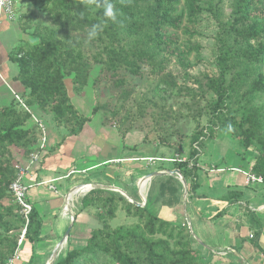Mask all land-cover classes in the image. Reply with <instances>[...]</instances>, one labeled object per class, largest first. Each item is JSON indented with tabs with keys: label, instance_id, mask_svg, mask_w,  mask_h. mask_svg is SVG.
Listing matches in <instances>:
<instances>
[{
	"label": "trees",
	"instance_id": "obj_1",
	"mask_svg": "<svg viewBox=\"0 0 264 264\" xmlns=\"http://www.w3.org/2000/svg\"><path fill=\"white\" fill-rule=\"evenodd\" d=\"M114 3L123 23L108 22L100 36L90 41L97 48L91 57L86 56L82 48L84 39L89 26L102 22L103 17L85 0H47L43 10L51 23L36 22L34 35L38 38L37 43L20 46L10 56L18 65L16 79L26 89L21 97L24 103L32 110L36 107L40 111H48L55 125L65 129L68 136L77 135L91 116L82 115L71 102L65 77L71 76L73 90H79L86 85L93 65H99L96 79L113 77L119 83H122V76L138 74L141 62L147 61L158 67L159 64L154 62L157 53L169 52L178 41L175 34H168V29L188 31L189 24H193L203 10L201 0H184L180 14L176 12L179 0H114ZM235 14L239 23L247 21L248 26L238 29L231 23L226 29L227 35L243 39L242 48H233L223 40L220 45L216 61L219 75L207 81V87L216 96V101L210 105V111L215 115L231 105L225 75L230 70L229 61L233 55L245 56L253 69L264 63V0H238ZM184 18L187 23L183 26ZM137 36L142 38L138 41ZM190 53L188 48L186 54ZM259 89H264V75L260 73L250 90ZM103 105L100 104L101 109L105 107ZM30 119V114L16 99L9 106L0 107V264H7L16 250L19 259L14 264H22V250L26 246L30 251L27 264H32L39 241L42 219L38 209L30 204L31 210L24 216L22 206L16 202L9 188L17 163H13L10 148H24L29 156L37 141L39 129L33 123L29 125ZM219 119L223 122L222 127L231 125L239 131L240 142L245 148H255L256 157L251 171L264 176V138L257 135L255 125L249 118L237 120L232 115ZM204 134L205 129L193 135L191 159L168 161L180 170L186 180L191 173L187 184L189 195L196 186V163L193 159L198 153L193 145H203L200 138L205 139ZM120 135L124 137L126 134ZM189 160L193 161L191 167L188 166ZM170 188L174 194L176 188ZM80 201L81 211L90 208L94 202L101 204L107 218L114 216L116 202H122L126 213L136 217L137 222L113 228L104 216L97 213L100 226L89 232L84 246L59 253L53 264H208L194 246L187 222L175 224L160 217L150 209V195L144 206H140L117 191L96 188L83 195ZM7 216H15L14 221ZM17 225L24 231L20 244V234L14 233Z\"/></svg>",
	"mask_w": 264,
	"mask_h": 264
},
{
	"label": "rangeland",
	"instance_id": "obj_2",
	"mask_svg": "<svg viewBox=\"0 0 264 264\" xmlns=\"http://www.w3.org/2000/svg\"><path fill=\"white\" fill-rule=\"evenodd\" d=\"M237 1L201 0L203 10L197 15L193 24H189L188 31H185L183 28L178 30L168 29V34H175L174 37L178 41L169 52H156L157 55L155 56L154 62L159 64L158 67L150 65L147 61L141 62L140 72L138 74L122 76V83H119L113 77L103 76L100 79H96L99 65H93L86 85L79 90H73L71 76L64 78L71 102L79 108L81 114L86 113L89 116L92 115L93 121L87 126L93 129L96 127H107L110 130H115L119 136L120 134H127L129 132H140L142 134L143 143L146 144V147H144L148 149L143 152L146 156L138 154V158H153V160L148 161H133L134 164L144 167L141 170L142 172L159 171L157 169L160 168L157 166L160 164H171L168 162L171 160L167 161V159L177 157L191 159L189 155L191 153V144L193 143L192 137L196 132L203 131L204 129L206 134L203 136H206V138L203 139V145L199 146L198 154L193 159L195 163L201 155L203 157L207 149H209V154L212 153V156L213 154L216 156L223 155V157L225 155V159L228 156H236L235 159L238 160V156L240 159H246L250 163L255 158V148H245L240 142L239 131L233 126L229 129V125L222 127L223 122L219 117L226 118L232 115L237 120H240L241 117L249 118L251 123L256 127L257 135L260 138H264V89L256 91L250 90L252 82L257 78V74L264 75V63L255 67L256 69H253L245 56L233 55L229 61L230 70L225 75L231 105L228 108H222L216 115L210 111V105L216 101V96L207 87L208 79L216 78L219 75L216 61L220 54L221 43L226 41L233 48L243 47V39L234 37L233 34L227 35L228 32L226 33V29L230 27L231 23L237 25L238 29H244L248 26L247 21L245 23H239L236 18L235 9ZM183 3L184 0H179V4L176 6V12L178 14L183 12ZM37 22L44 24L51 23L45 15L40 17ZM186 23L187 21L184 18L183 26ZM35 24L33 23L31 25L33 27V33L35 31ZM141 38L142 36H137L138 41ZM82 48L88 57H91L93 53L97 52V48L87 40L86 36ZM188 48L191 50L189 55L186 54ZM163 80H167L168 83ZM98 99H100L99 104H97ZM100 104H104L102 107H105L101 109ZM95 105L97 106V110L92 113ZM32 111L45 124L48 136L49 130L57 131L63 135L67 133L65 129L62 127L58 128L55 125L48 111H40L36 107H33ZM113 111L114 113L112 115ZM28 123L29 125L32 124V120L30 119ZM210 132H212L211 136L209 135ZM134 135L138 137L137 134ZM10 149L13 163L27 159L28 155L24 151V148L11 147ZM247 149L251 151V155L245 154ZM204 156L206 158L208 157L207 155ZM155 158L167 159L157 160ZM227 160L229 158L225 161L227 162ZM107 163L108 165H112L122 162L112 161ZM170 166L173 169L176 168L174 164ZM88 172H81L79 175H86ZM186 172L189 173V171ZM69 177L71 175L65 177L63 182H67ZM80 178H76L75 181L82 182L84 180L83 177ZM190 178L191 173L187 180L184 178L186 184H188ZM174 182L183 193L180 178L175 176ZM170 183L172 184V182ZM81 186L84 187V190L81 192L82 195L78 194L76 196V200L73 201L72 210L66 211V216L62 218L60 216L62 215L63 209H69L64 208L63 197L60 198V202L56 203L58 209L54 210V215H52L51 209L48 208L49 215H46L45 220H49V226L52 224V226L54 225V230L56 229L55 235L53 234L55 236L54 243L62 238L65 230L72 223L71 217H74V222L67 241L61 250V254H64L72 248L84 246L89 232L93 228L100 226L97 213L104 216L113 228L137 222L136 217L126 213L125 205L122 202H116L115 214L112 218H107L105 209L101 204L97 205L96 202L90 208L81 211L80 200L83 197V193L91 187L89 185ZM65 190L68 191L67 189ZM127 191L133 196L135 195V191H132L130 188H127ZM70 195L68 194L66 197L67 201ZM188 195L187 191L186 202ZM141 201L139 197L138 202ZM7 218L14 221L15 216H7ZM22 231L23 227L17 225L14 233H19V238H21ZM49 235L52 234L48 233L43 238L48 239ZM54 243L52 242L47 248H43L39 244L38 250L36 251L40 257H37V261L35 260L36 263L34 261L33 263L43 264L49 256ZM46 263L48 264L47 261L44 264Z\"/></svg>",
	"mask_w": 264,
	"mask_h": 264
},
{
	"label": "crops",
	"instance_id": "obj_3",
	"mask_svg": "<svg viewBox=\"0 0 264 264\" xmlns=\"http://www.w3.org/2000/svg\"><path fill=\"white\" fill-rule=\"evenodd\" d=\"M13 3L18 20H9L0 11V107L12 104L14 93L20 97L26 93V89L16 79L18 65L10 56L20 46L37 43L38 38L31 25L45 15L43 8L47 0H13ZM82 115L89 116L86 113ZM90 116L91 120L83 125L77 135L68 136V133L63 135L49 130L48 147L42 162L26 177L28 183H35L67 175L71 170L82 171L95 166L86 170L89 171L86 175L80 176L79 172L72 174L67 182H63V179L56 182L59 193L44 184L34 185L28 190L27 200L38 209L42 219L36 250L39 244L47 248L55 240L56 229L52 224L49 226V220H45L46 215H49L48 208L54 215L60 198L65 199L69 190L72 195L75 188L79 187L76 185L90 183L120 188L135 201L139 197L144 201L146 193L150 195V209L160 217L175 224L188 222L194 246L208 264H264V185H247L244 174L252 167L255 158L249 163L238 156V160L236 156H228L226 162L228 158L225 159V155L212 156L207 149L204 155L208 157L201 155L195 164L196 186L190 191L184 208L183 193L174 182L175 175L154 176L149 181L143 176L150 172H142L144 167L134 164L138 154L146 156L143 152L148 149H145L146 144L140 132H129L122 137L107 127L93 129L87 126L93 121ZM250 152L247 149L245 154L251 155ZM111 159L122 163H104ZM170 165L160 164L157 167L163 171L172 170ZM80 177L84 178L82 182L75 181ZM170 187L176 188L174 194L169 191ZM127 188L135 191V195L128 193ZM66 211L63 209L61 218L67 215ZM48 233L52 235L48 239L43 238ZM29 254V248L24 247L22 264H27ZM37 257L40 256L36 251L34 262ZM46 261L48 257L43 264Z\"/></svg>",
	"mask_w": 264,
	"mask_h": 264
},
{
	"label": "built area",
	"instance_id": "obj_4",
	"mask_svg": "<svg viewBox=\"0 0 264 264\" xmlns=\"http://www.w3.org/2000/svg\"><path fill=\"white\" fill-rule=\"evenodd\" d=\"M0 11L2 13H4L5 16L7 17V19H9V20H15L16 19L13 0H0ZM14 98L30 114L32 123L37 125V127L39 129V134L37 136V141H36L34 150L29 154V156L27 157L26 160L18 161L14 165L16 174H15V177L9 186L10 191L14 196V199L16 200V202H18L22 206L24 216H27V214L31 210V205L27 201L26 195H27L28 190L32 186L38 185V184H44V185H47L48 188L51 189L53 192L59 193L58 186H57L56 182L64 179L65 177H67L69 175L78 174L79 172H85L86 170L91 169L92 167H95V166L89 167V168L84 169L82 171L71 170L68 172L67 175L58 176V177H55L51 180L35 182V183H28L26 181V177H28V175L30 173H32L34 170L37 169L38 165H40L42 162L44 154L46 153V150L48 147V133L46 131L45 124L43 123V121L34 113V111H32V109L30 107H28L24 103L23 99L16 93H14ZM202 139H204V138L201 137L200 140H202ZM193 146L197 151H199L198 143H194ZM155 159L161 160V159H167V158H155ZM135 160H147L148 161V160H153V158H151V157H149V158L148 157L137 158L136 157ZM168 160H171L173 162L174 161L181 162V161H186L187 158H182V157L178 158L177 157L174 159H167V161ZM112 161L115 162V161H117V159H111V160H108L104 163L112 162ZM192 165H193L192 160H189L188 166L191 167ZM244 174H245V182L247 185L256 184V183L264 185V176L257 175L255 173H253L251 171V168H249V171H246ZM81 185H89V184H79L76 186H81ZM90 190H91V188L89 190H87V192H85V193H88ZM85 193H83V195H85ZM64 208H66V206H64ZM22 237H23V234H22L18 244L21 243ZM250 237H252L251 234H250ZM18 259H19V253H18V250H16L14 252L13 256L8 260L7 264H14Z\"/></svg>",
	"mask_w": 264,
	"mask_h": 264
},
{
	"label": "water",
	"instance_id": "obj_5",
	"mask_svg": "<svg viewBox=\"0 0 264 264\" xmlns=\"http://www.w3.org/2000/svg\"><path fill=\"white\" fill-rule=\"evenodd\" d=\"M165 174H169V175H175L177 177L180 178L181 180V184L183 187V205L185 208V204H186V197H187V184H186V180L184 179V177L182 176L180 170L178 168L172 169V170H159V171H153L150 172L146 175H144V178H148V180L150 181V179L154 176H160V175H165ZM89 186H91V189H96V188H102V189H108V190H113V191H117L119 192L121 195H123L126 199H128V201L135 203L136 205H140V206H144L145 202H146V198L143 201L140 197V199L143 201L138 202L133 200L132 198H130L123 190H121L120 188L114 187V186H108V185H98V184H90L88 183ZM76 187V186H75ZM69 192H71V190H69ZM69 192L66 194L65 199H64V204L66 206V208H69L67 211H71V205L69 203V201H67L66 197L68 196ZM71 224L67 227V229L65 230L62 238L54 245V247L52 248L49 256H48V264H53V262L55 261V259L58 257L59 253L61 252L64 244L67 241L68 235L70 233V229L72 227V224L74 222V217H71ZM24 233V231H23Z\"/></svg>",
	"mask_w": 264,
	"mask_h": 264
},
{
	"label": "clouds",
	"instance_id": "obj_6",
	"mask_svg": "<svg viewBox=\"0 0 264 264\" xmlns=\"http://www.w3.org/2000/svg\"><path fill=\"white\" fill-rule=\"evenodd\" d=\"M88 5L94 7V10L100 11L103 17L102 22L93 23L89 26L86 38L89 41L97 39L100 34L104 31L105 27L107 26L108 22L112 23H119L122 24L123 22L119 19L120 12L116 8L114 0H85ZM83 17V15L81 16ZM231 125H229V129Z\"/></svg>",
	"mask_w": 264,
	"mask_h": 264
},
{
	"label": "bare ground",
	"instance_id": "obj_7",
	"mask_svg": "<svg viewBox=\"0 0 264 264\" xmlns=\"http://www.w3.org/2000/svg\"><path fill=\"white\" fill-rule=\"evenodd\" d=\"M83 190H84V187H82V186L77 187V188L75 189L74 193L68 197V198H69L68 201H69V203H70V205H71V208H72V206H73V201L76 200V196H77L78 194H81V192H82ZM86 192H87V191H86Z\"/></svg>",
	"mask_w": 264,
	"mask_h": 264
}]
</instances>
